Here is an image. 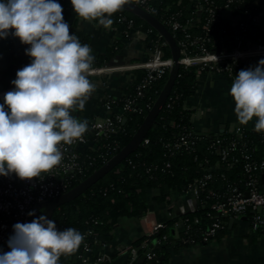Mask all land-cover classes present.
Masks as SVG:
<instances>
[{
    "label": "trees",
    "instance_id": "trees-1",
    "mask_svg": "<svg viewBox=\"0 0 264 264\" xmlns=\"http://www.w3.org/2000/svg\"><path fill=\"white\" fill-rule=\"evenodd\" d=\"M130 1L137 2V0ZM208 1L213 3L216 10L222 11L228 4V0ZM56 2L62 6L64 21L68 23L72 33L71 27L75 21L71 23L69 20L70 14L75 15V13L70 0H56ZM147 3L151 7L150 13L164 23L177 43L185 40L192 53L198 51L197 45H189L190 39L201 36L205 40L201 45L209 51H215L227 46L239 34L238 27L241 22L247 24L246 38L249 41L264 44V30L251 20V17L261 14L262 6L259 0H232L229 9L232 14L238 15L242 19L232 25L220 16L207 26H205L207 18L205 0H197L191 5L188 4V0H148ZM170 17H174L182 27L176 30L172 29L168 23ZM120 18L123 20L119 22L118 19ZM111 19L122 28H126V25L130 23L134 29L146 34L144 40L146 49L152 51L155 46L159 45L163 56L165 58L171 57L169 47L164 39L142 19L125 10L115 13ZM186 34L190 38H186ZM120 44V40H116L107 55V59L119 51ZM105 61H101L99 64H103ZM242 65L234 69V73ZM197 71L196 66H180L171 92L156 117L155 123L144 138L147 140L146 143L143 140L135 151L131 152L121 163L84 193L54 210L50 220L55 222L58 231L75 228L82 234L87 230H92L95 237L99 234H107L121 219H137L148 210L150 197L147 191L149 189L157 191L156 196L152 197L154 200L165 202L170 195L184 192L193 179L202 176L210 166L217 162L219 157L210 148L212 138L218 136L225 144H228L236 139L233 132L225 130L214 135H199L192 150L173 147L182 135L193 131L190 122L191 111L185 107V101L195 91ZM144 75V70L136 69L133 79L127 83L124 89V95L116 101L117 106H122L126 98H135L134 103L137 110L125 112L119 130L109 137L95 142L93 150H86V152L81 153V159L84 162L88 163V156L92 162L84 175L71 181L69 189L79 184L118 153L129 142L142 123L165 84L168 71L153 81L149 87H146L140 96H137V86ZM113 146H116V149L110 150L105 159L99 157L101 152H105L108 147ZM237 149L249 154L252 161L258 163L264 161V132L258 133L254 129H244L242 140L237 145ZM237 155L240 156V153L238 152ZM243 164L244 159L239 158L230 166H221L212 171L213 178L208 182V188L200 194V199L204 203L195 211L187 212L183 217L190 225L188 233L184 234L181 231L179 236L175 238L168 231V240L154 248L157 258L155 264H161L165 261L169 247L176 250L184 246L204 243L201 239V232L215 221L220 223V228L210 241L229 232L230 217L215 215L210 206L215 201L223 199L231 187H240L248 181L250 176L244 171ZM262 172L264 171L256 170L252 173V176L257 177L260 183H264ZM195 218L198 219V222H194ZM172 221L169 220L168 225ZM168 225H164L166 231ZM95 237L90 236L86 240L93 244ZM182 237L187 238L188 241L183 242ZM75 262L74 255L61 256L59 264ZM102 264L116 263L111 257L110 261ZM129 264H138V262Z\"/></svg>",
    "mask_w": 264,
    "mask_h": 264
},
{
    "label": "clouds",
    "instance_id": "clouds-1",
    "mask_svg": "<svg viewBox=\"0 0 264 264\" xmlns=\"http://www.w3.org/2000/svg\"><path fill=\"white\" fill-rule=\"evenodd\" d=\"M70 3L80 20L111 29V17L129 0ZM62 13L56 0H0V39L11 30L29 46L25 54L31 58L16 72L14 90L5 93L0 105V176L14 173L31 180L52 173L64 160L62 145L84 142L89 130L88 122L73 113L83 111L96 90L89 79L95 57L71 33ZM212 58L217 62L218 57ZM229 95L238 123L247 125L255 118L254 131L264 132V59L235 75ZM13 232L0 264H59L61 256L75 254L85 241L77 229L58 231L43 215L14 224Z\"/></svg>",
    "mask_w": 264,
    "mask_h": 264
},
{
    "label": "built area",
    "instance_id": "built-area-1",
    "mask_svg": "<svg viewBox=\"0 0 264 264\" xmlns=\"http://www.w3.org/2000/svg\"><path fill=\"white\" fill-rule=\"evenodd\" d=\"M147 1L137 0L135 3L150 12L151 7ZM205 2L207 4L205 26H207L222 16L224 10L230 8L229 4L232 0H228V4L223 11L216 10L213 3L208 0H205ZM122 20L123 18L118 19L119 22ZM251 20L252 22H257L259 15L251 17ZM168 23L174 30L182 27L174 17H170ZM246 26L247 24L244 22L239 23V34L227 46L215 51H209L201 45L205 41L201 36L190 39L189 45H197L198 52L195 53L190 52L185 40L180 41L178 45L180 47L181 65L186 67L196 66L198 71H213L233 76L234 69L245 63L249 58L264 57V44L249 41L246 38ZM135 30L137 29H134L128 23L126 28H122L123 37H132V32ZM11 36L12 31L9 30L6 38ZM185 37L190 38L188 34ZM212 55L218 57L217 62L213 60ZM171 65V57L165 58L159 45L154 47L148 58L133 65L132 67L142 69L145 72L144 77L137 86V96H140L146 87H149L153 81L160 78L166 71L169 72ZM112 69L109 67H93L91 74H99ZM11 90H14V85H8L0 89V99L4 98L5 93ZM134 100L135 98H126L122 106H117V99L106 98L102 103V115L89 122V131L84 134V142L77 141L72 145H62L64 160L52 173L42 176V178H33L31 180H21L14 173L8 176H0V254L10 251L8 241L9 237L14 235V224L30 223L31 215H28V213L32 212L36 204L59 197L69 190L72 180L84 175L87 168L91 165L92 159L88 156V163L84 162L81 159V153L86 152V150H93L95 142L102 138L105 139L119 130L124 113L137 110ZM244 129L243 126H236L231 131L235 134L236 139L228 144H225L218 136L212 138L210 148L218 155L219 159L202 176L193 179L184 191L186 193L184 201L176 207L179 220L182 223V233H188L190 227L187 220L183 217L187 212L195 211L204 203L200 199V194L208 188V182L213 178L212 171L221 166H230L233 162L238 161L239 158L244 159V171L249 174L250 178L240 187H231L223 199L211 204L210 209L217 216H228L234 219L240 216H248L250 217V227L254 231L264 226V183H260L257 177L252 176V173L256 170L264 171V161L259 163L252 161L249 154L237 149V145L242 140ZM199 135L202 134L189 131L182 135L173 147L192 150ZM144 142L146 143L147 140L145 139ZM115 149L116 146L108 147L105 152L99 154V157L105 159L109 151ZM238 152L240 156L237 155ZM138 221L142 231V242L140 245L132 246L125 250L127 263L138 262V259L143 257V262H138V264H153L157 261L154 248L168 240V232L164 229V225L156 220L151 211L147 210L139 217ZM194 222H198V219L195 218ZM219 228L220 223L218 221L211 223L206 230L201 232L202 241L207 243L212 240ZM83 235L85 236V241L81 248L73 254L76 262L72 264H102L110 261L111 257L106 253L96 256L91 254L92 246L97 237L94 236L95 233L92 230H87ZM90 236L95 237L93 244L86 240ZM182 239L183 242L188 241L187 238L182 237ZM118 251L123 252L120 248H118Z\"/></svg>",
    "mask_w": 264,
    "mask_h": 264
},
{
    "label": "crops",
    "instance_id": "crops-1",
    "mask_svg": "<svg viewBox=\"0 0 264 264\" xmlns=\"http://www.w3.org/2000/svg\"><path fill=\"white\" fill-rule=\"evenodd\" d=\"M195 1L197 0H188V4L191 5ZM259 2L262 10L259 20L254 23L264 30V0ZM222 18L232 25L242 19L232 14L230 9L222 12ZM69 21H75L71 27L72 34L76 35L81 43L91 47L95 57L93 67L113 68L89 76L96 90L87 101L85 109L73 113L76 118L86 120L89 129V122L102 115L103 101L109 97L117 100L122 98L127 83L134 77V71L139 69L132 66L148 58L152 51L145 48L146 34L140 30L133 31L132 37L124 38L121 26L114 22L111 29H105L96 21H82L74 14H70ZM116 40H120L121 47L115 55L107 59ZM28 47L14 35L0 39V86L13 85L11 82L16 78V72L31 63V58L25 54ZM261 59L264 57L249 58L233 76L213 71H197L195 91L185 101V107L191 111L190 122L193 131L214 135L225 130L231 132L240 125L229 95L231 83L240 70L254 68ZM101 61L105 63L99 64ZM254 124L255 118L249 124L240 126L253 130ZM147 193L150 197L148 211L153 212L156 220L163 225H168V221L173 220L166 226L167 232L177 238L182 230V223L178 219L176 207L184 201L186 193L172 194L165 202H157L152 198L156 196V190L149 189ZM138 219H121L107 234L97 235L91 254L96 256L106 253L114 258L116 264H126L125 250L142 242ZM118 248L123 252L118 251ZM161 264H264V226L254 231L250 227L249 219L235 218L229 225V232L218 239L176 250L167 248L166 259Z\"/></svg>",
    "mask_w": 264,
    "mask_h": 264
},
{
    "label": "water",
    "instance_id": "water-1",
    "mask_svg": "<svg viewBox=\"0 0 264 264\" xmlns=\"http://www.w3.org/2000/svg\"><path fill=\"white\" fill-rule=\"evenodd\" d=\"M123 10L132 13L133 15L137 16L138 18L148 23L164 39L166 45L169 47L171 53L172 65L169 69L165 84L163 85L158 96L153 102L151 108L144 117L142 123L139 125V127L132 135L129 142L125 146H123L118 153L113 155L101 167L96 169L91 175H89L79 184L69 189L67 192L63 193L59 197L36 204L32 209L33 215H31V221L33 219L39 218L41 215L45 216L47 219L50 220L55 209H57L59 206L65 203L70 202L71 200L75 199L76 197L84 193L100 178H102L105 174H107L119 163H121V161H123L131 152L135 151L137 147L141 144L143 139L145 138L149 129L155 123L156 117L163 108L171 92V89L175 83L181 63H180V47L177 41L175 40L173 34L164 25V23H162L154 15H152L150 12L146 11L145 9H143L141 6H139L137 3L133 1L129 0V3L125 5ZM4 87L6 86L1 85L0 89H3ZM2 104H4V98L0 99V105ZM5 110L7 111L6 105H5ZM239 218L249 219L250 217L240 216ZM233 222H234V218H230L229 225H231ZM143 260H144L143 257H140L138 259V262L142 263Z\"/></svg>",
    "mask_w": 264,
    "mask_h": 264
}]
</instances>
